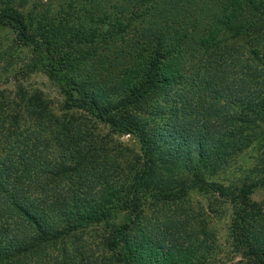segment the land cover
<instances>
[{
    "label": "rangeland",
    "instance_id": "1",
    "mask_svg": "<svg viewBox=\"0 0 264 264\" xmlns=\"http://www.w3.org/2000/svg\"><path fill=\"white\" fill-rule=\"evenodd\" d=\"M0 1L22 14L24 22L33 17L22 36L13 24H0V164L15 159L21 169L32 158L28 147L35 145L39 159H66L79 143L103 149L101 159H87L85 166L58 176L57 182L54 175L43 174L41 184L46 196L51 191L58 199L73 195L77 208L91 211L95 220L65 224L59 228L65 236L40 243L32 226L8 218V233L0 232V250L6 253L0 264H262L247 254L246 236L248 228L253 235L255 224L264 225V122L253 130L238 116L250 118V99L264 105L259 83L264 82V39L254 45L226 43L217 53L221 82L216 85L206 76L212 84L198 98L189 100L185 83L170 88L161 84L156 99L133 112L155 125V156L149 162L137 134L122 126L132 112L95 120L64 96L61 58L63 65L87 59L106 35L99 43H82L93 33L77 30L76 36L80 22L72 0ZM62 35H74L70 45L49 52L41 37ZM95 69L98 79L94 73L80 75L97 80L94 90L102 104L126 95L116 84V70ZM247 78L256 92L239 88L237 83ZM215 86L221 91L212 94ZM62 150L68 153L65 158ZM197 175L203 181L193 182ZM248 184L257 187L242 207L249 212L244 224L233 211L242 203L241 187ZM176 188L186 195L173 201L152 197ZM53 217L44 216V231L58 227ZM121 226L127 228L119 234Z\"/></svg>",
    "mask_w": 264,
    "mask_h": 264
},
{
    "label": "trees",
    "instance_id": "2",
    "mask_svg": "<svg viewBox=\"0 0 264 264\" xmlns=\"http://www.w3.org/2000/svg\"><path fill=\"white\" fill-rule=\"evenodd\" d=\"M72 1L76 4L75 14L80 22L75 29L76 36L77 30L93 33L92 37L89 36V41L83 40L82 43L90 41L94 44L99 43L98 40L105 35L106 40L101 42L87 59H79L78 63L63 65L64 59L61 58L59 65L62 66V84L66 86L64 96L67 101L76 102L79 109L88 111L89 116L95 120H102L101 118L111 115L122 116L123 111L132 112L126 113L122 126L126 128L124 131L137 134L141 153L149 162L155 156L153 135L155 125L137 119L133 112L155 100L161 84L165 88H170L172 85L185 83L187 96L189 100H193L203 91V87L208 88L207 86L212 84L206 76L212 77L216 85L217 82H221L217 76L219 67L217 53L226 43L242 40L244 45H254L264 39V0ZM39 13L40 11H37V14ZM32 19L30 16L24 22L22 14L9 6L8 2L0 1V24L4 22L13 24L21 36ZM41 38L50 52L55 46L63 49L70 45L74 35L63 36L62 39H56L57 37L53 39L49 36ZM123 47L124 49H121ZM96 66L116 70L114 73L116 84L122 85L127 92L126 95L117 101L102 104L94 90L97 80L90 81L87 75H80L82 71L94 73V78L98 79L95 73ZM167 68L171 71L163 79ZM98 71L102 73L101 70ZM259 83L264 86L263 81ZM237 84L240 89L244 88L246 93L250 90L257 91L254 83L248 78L241 79ZM219 87L213 89L212 94L220 92ZM257 103L251 99L247 103L249 111L252 110L250 118L238 116V121L242 124L249 123L253 130L258 128L260 122H264V105L261 104L260 107ZM238 142L239 146L243 145L242 139ZM75 146L73 153L66 159H39L36 156L37 146L28 147L27 151L32 158L25 159V165L21 164V169L17 168L20 162L15 163V159H2L0 232L3 235L8 233V218L22 220L26 225L32 226L40 238L37 240L40 243L63 237L62 230L66 227L65 224L72 222L81 225L95 220L91 211L77 208L78 200L73 195L58 199L55 197L56 193L52 191L50 196L44 195L41 188L43 174L54 175L53 178L57 182L58 176L70 175L85 166L87 159H101L100 156L103 154L100 147L89 149L80 143ZM62 151V158H65L68 153ZM14 165L16 168L13 170ZM11 170L13 172L10 175ZM192 179L193 182L203 181L200 180V175ZM256 187V184L243 185L239 191V196L243 200L241 199L242 203L239 206L234 207L233 214L235 220L240 223L247 222L245 219L249 212L242 207L247 205L246 200ZM181 194L185 196L186 190L176 188L163 194L156 193L152 197L157 201H173L180 199ZM235 198L238 197H233ZM50 213L55 215L53 219L57 223L53 222L58 227L46 232L43 230V218ZM71 226V229H74L73 225ZM126 228L121 226L117 229L118 233ZM263 229L264 225L255 224L252 228L253 235L248 228L246 236L250 250L247 254L255 256L262 264H264ZM1 248L4 251L7 249ZM5 255L6 253L0 250V260Z\"/></svg>",
    "mask_w": 264,
    "mask_h": 264
}]
</instances>
